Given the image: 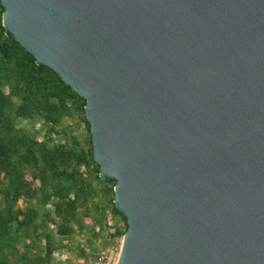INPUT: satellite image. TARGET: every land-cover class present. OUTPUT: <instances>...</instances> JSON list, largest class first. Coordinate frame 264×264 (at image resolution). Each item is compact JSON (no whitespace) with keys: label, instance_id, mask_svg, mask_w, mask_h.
Returning a JSON list of instances; mask_svg holds the SVG:
<instances>
[{"label":"water","instance_id":"1","mask_svg":"<svg viewBox=\"0 0 264 264\" xmlns=\"http://www.w3.org/2000/svg\"><path fill=\"white\" fill-rule=\"evenodd\" d=\"M85 101L126 219L115 264H264V0H0Z\"/></svg>","mask_w":264,"mask_h":264},{"label":"rangeland","instance_id":"2","mask_svg":"<svg viewBox=\"0 0 264 264\" xmlns=\"http://www.w3.org/2000/svg\"><path fill=\"white\" fill-rule=\"evenodd\" d=\"M2 10L0 5V40L7 38L1 26ZM0 73L4 75L1 64ZM38 77L42 79V86L49 84L47 76ZM20 85V82L14 84L16 87ZM60 89L63 91L64 107L59 113L31 105L37 114L13 118L20 93L15 95L6 82L0 86L1 93L9 103L6 113L13 118L12 124L18 131H22L35 144L42 143L48 148L64 146L82 152L85 159L80 164L75 162L80 173L71 176L55 175L42 169L40 162L38 168L32 167L33 164L18 166L23 179L31 187V194L20 195L16 202L21 214L18 222L8 229L13 244L0 242V262L5 264H115L119 254L127 225L125 217L113 205L115 182L99 178V167L92 159L89 125L84 117L85 101L69 87ZM40 175L47 180L46 191H52L51 186H60L68 189V194L62 193L60 200L54 197L42 203L37 179ZM9 179L8 175L0 173V184H7ZM75 179H80L83 185L78 205L72 217L58 216L55 203L74 197L77 189ZM2 200L0 187V202ZM28 219L31 221L26 223ZM108 256H111L109 262L104 258ZM101 257L103 259L100 261Z\"/></svg>","mask_w":264,"mask_h":264},{"label":"trees","instance_id":"3","mask_svg":"<svg viewBox=\"0 0 264 264\" xmlns=\"http://www.w3.org/2000/svg\"><path fill=\"white\" fill-rule=\"evenodd\" d=\"M0 64L4 67V75L0 73V86L6 82L15 95L20 93L19 104L13 118L37 114L31 105L40 110L52 109L56 113H59L60 109L63 110V91L60 88L67 89V87L50 69L36 66L32 56L24 52L10 38L4 37L0 40ZM38 75L47 76L50 79L49 84L42 86V79ZM17 82L21 83L20 87L14 86ZM8 105L7 98L0 91V173L10 177L7 184H0L1 196H3L0 202V242L13 244L14 241L9 237L8 229L18 222L21 214V209L16 207V202L20 195L31 194V187L23 179L18 166L33 164L32 167L38 168L37 164L40 162L42 169L55 175L71 176L80 173L75 162L80 164L85 162V159L82 152H75L64 146L48 148L45 144H35L29 140L22 131H18L13 126V118L6 113ZM37 179L40 182L38 191L42 197V203L54 197L60 200L62 193L68 194V189L60 186H51L52 191L48 192L44 189L47 185L46 178L40 175ZM74 186L77 189L73 198L68 197L61 203H55L58 216L72 217L83 192L80 179H75ZM30 221L28 219L26 223ZM0 264L5 263L0 262Z\"/></svg>","mask_w":264,"mask_h":264},{"label":"built area","instance_id":"4","mask_svg":"<svg viewBox=\"0 0 264 264\" xmlns=\"http://www.w3.org/2000/svg\"><path fill=\"white\" fill-rule=\"evenodd\" d=\"M106 259L107 262H109V260L111 259V256L108 257H104ZM103 259V257H101L100 261Z\"/></svg>","mask_w":264,"mask_h":264}]
</instances>
